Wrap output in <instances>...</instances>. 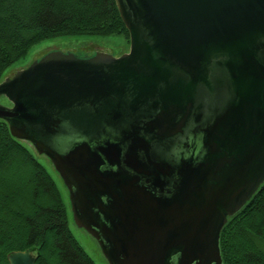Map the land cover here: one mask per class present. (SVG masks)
<instances>
[{
    "label": "water",
    "instance_id": "obj_1",
    "mask_svg": "<svg viewBox=\"0 0 264 264\" xmlns=\"http://www.w3.org/2000/svg\"><path fill=\"white\" fill-rule=\"evenodd\" d=\"M116 2L130 50L46 53L0 82V119L109 264H225L222 229L264 181V0Z\"/></svg>",
    "mask_w": 264,
    "mask_h": 264
},
{
    "label": "trees",
    "instance_id": "obj_2",
    "mask_svg": "<svg viewBox=\"0 0 264 264\" xmlns=\"http://www.w3.org/2000/svg\"><path fill=\"white\" fill-rule=\"evenodd\" d=\"M115 34L130 37L116 0H0V82L39 41ZM6 177L20 184L9 185ZM261 241L264 185L222 229L224 263L264 264ZM30 247L38 250L36 264H97L74 236L50 172L0 119V264H9L11 251Z\"/></svg>",
    "mask_w": 264,
    "mask_h": 264
},
{
    "label": "rangeland",
    "instance_id": "obj_3",
    "mask_svg": "<svg viewBox=\"0 0 264 264\" xmlns=\"http://www.w3.org/2000/svg\"><path fill=\"white\" fill-rule=\"evenodd\" d=\"M130 49V40L125 36V34H115L109 36H97V35H69V36H58L54 38H48L42 41L35 43L29 50L28 54L15 62L11 67H9L4 77L10 76L15 73L17 70L24 68L30 65L34 60L42 57L46 53L54 50H62V51H71L80 55H93L98 51L108 52L115 56H119L125 52H128ZM4 79V78H3ZM0 102L4 104H11V102L5 98L1 97ZM30 151L34 154L37 160L45 166V168L50 172L53 177L55 183L57 184L59 190L62 192L65 205L68 210L69 215V226L79 241V243L83 246V248L87 251V253L94 259L97 264H109L105 256L103 255L101 248L98 242L93 238L89 233H87L84 229L78 227L72 217V209L69 200V192L62 180L60 174L55 169L52 161L46 156L41 155L37 152L34 146L30 142H26L22 140ZM24 178V176H22ZM21 177V181L23 179ZM9 185H17L20 182L16 180H11L6 177L3 179ZM29 191V189H25ZM261 248L264 250V242H260Z\"/></svg>",
    "mask_w": 264,
    "mask_h": 264
},
{
    "label": "flooded vegetation",
    "instance_id": "obj_4",
    "mask_svg": "<svg viewBox=\"0 0 264 264\" xmlns=\"http://www.w3.org/2000/svg\"><path fill=\"white\" fill-rule=\"evenodd\" d=\"M86 56H89V55H86ZM61 178H62V177H61ZM62 180H63V179H62ZM263 185H264V181H263V183L260 185V187L258 188V190H259V189L261 188V186H263ZM258 190H257V191H258ZM257 191H256V192H257ZM256 192H255V193H256ZM255 193H254V194H255ZM70 204H71V203H70ZM72 214H73V213H72ZM72 217H73V215H72ZM73 220H74V219H73ZM75 224H76V223H75ZM82 229H83V228H82ZM84 230H85V229H84ZM85 231H86V230H85ZM86 232H87V231H86ZM87 233H88V232H87ZM92 237H93V236H92ZM93 238H94V237H93ZM95 240H96V239H95ZM96 241H97V240H96Z\"/></svg>",
    "mask_w": 264,
    "mask_h": 264
},
{
    "label": "bare ground",
    "instance_id": "obj_5",
    "mask_svg": "<svg viewBox=\"0 0 264 264\" xmlns=\"http://www.w3.org/2000/svg\"><path fill=\"white\" fill-rule=\"evenodd\" d=\"M41 155H43V154H41Z\"/></svg>",
    "mask_w": 264,
    "mask_h": 264
}]
</instances>
